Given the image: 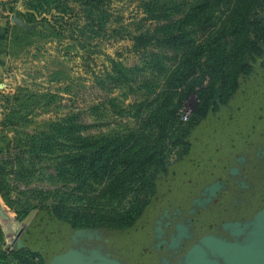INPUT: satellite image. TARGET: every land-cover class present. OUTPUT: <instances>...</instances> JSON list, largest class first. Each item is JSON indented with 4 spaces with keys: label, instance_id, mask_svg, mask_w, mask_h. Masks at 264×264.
I'll use <instances>...</instances> for the list:
<instances>
[{
    "label": "rangeland",
    "instance_id": "1",
    "mask_svg": "<svg viewBox=\"0 0 264 264\" xmlns=\"http://www.w3.org/2000/svg\"><path fill=\"white\" fill-rule=\"evenodd\" d=\"M27 1L0 0V264H41L12 245L41 209L78 227L128 226L210 99L229 105L233 72L256 58L264 71V0H112L108 27L170 22L186 36L139 54L132 39L74 38L81 16L35 15ZM146 3L157 20H144Z\"/></svg>",
    "mask_w": 264,
    "mask_h": 264
},
{
    "label": "trees",
    "instance_id": "2",
    "mask_svg": "<svg viewBox=\"0 0 264 264\" xmlns=\"http://www.w3.org/2000/svg\"><path fill=\"white\" fill-rule=\"evenodd\" d=\"M111 1L29 0L27 6L35 15L53 10L58 20L81 16V24L69 28L74 38L132 39L131 51L137 54L153 43L172 48L186 37L174 35L170 22L108 27L104 9ZM145 7L144 20H157L156 4ZM40 22L48 23L46 18ZM257 46L262 51L263 45ZM178 60L185 76L194 74L187 45ZM255 61L248 73L233 72L228 106L210 99L205 116L180 138L188 151L167 166L162 178L152 179L154 193L128 226L78 227L53 209H41L16 248L41 264H106L125 247L150 253L148 264H178L190 242L204 238L207 264H264V71ZM188 83L181 91L185 98L192 92Z\"/></svg>",
    "mask_w": 264,
    "mask_h": 264
},
{
    "label": "water",
    "instance_id": "3",
    "mask_svg": "<svg viewBox=\"0 0 264 264\" xmlns=\"http://www.w3.org/2000/svg\"><path fill=\"white\" fill-rule=\"evenodd\" d=\"M23 232V229H19L15 234V241L12 243V245H15L16 243H19V238ZM198 237V236H197ZM183 237H179L178 241L182 242ZM204 238L200 239L201 241H198L197 239L194 242H190V245H192V248L189 250L185 249L183 254L179 257L181 258L178 264H207L210 259V254L207 251V253L204 251L203 248V241ZM198 241V243H197ZM150 253L146 252L144 255V251H142V248L136 247L133 250H131V247L124 248L123 251L120 252V254L116 258H111L109 262L106 264H148L147 261L149 260ZM140 259L142 261L140 262ZM150 264V263H149Z\"/></svg>",
    "mask_w": 264,
    "mask_h": 264
},
{
    "label": "built area",
    "instance_id": "4",
    "mask_svg": "<svg viewBox=\"0 0 264 264\" xmlns=\"http://www.w3.org/2000/svg\"><path fill=\"white\" fill-rule=\"evenodd\" d=\"M182 119L185 121V120L187 119V117H186V116H184Z\"/></svg>",
    "mask_w": 264,
    "mask_h": 264
},
{
    "label": "crops",
    "instance_id": "5",
    "mask_svg": "<svg viewBox=\"0 0 264 264\" xmlns=\"http://www.w3.org/2000/svg\"><path fill=\"white\" fill-rule=\"evenodd\" d=\"M0 33H1V30H0ZM0 40H2V39H0Z\"/></svg>",
    "mask_w": 264,
    "mask_h": 264
}]
</instances>
